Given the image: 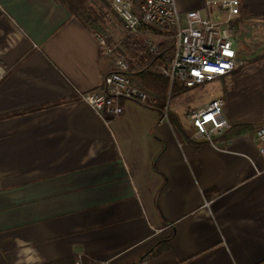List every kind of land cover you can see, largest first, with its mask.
Returning <instances> with one entry per match:
<instances>
[{
	"label": "crops",
	"instance_id": "0c3cea01",
	"mask_svg": "<svg viewBox=\"0 0 264 264\" xmlns=\"http://www.w3.org/2000/svg\"><path fill=\"white\" fill-rule=\"evenodd\" d=\"M176 1L183 14L228 19L206 6L222 0ZM240 2L258 17L233 32L235 15L228 26L254 48L240 40L249 62L216 79L222 91L213 99L223 100L231 126L211 145L193 140L189 118L210 101L170 108L163 122L156 99L153 107L126 100L122 115L99 116L79 94L101 88L118 54L103 56L97 34L56 0H0V264H75L79 255L86 263L264 264L255 136L264 123V42L243 34L263 22L264 0ZM109 32L111 45L125 34Z\"/></svg>",
	"mask_w": 264,
	"mask_h": 264
},
{
	"label": "built area",
	"instance_id": "2783aa9c",
	"mask_svg": "<svg viewBox=\"0 0 264 264\" xmlns=\"http://www.w3.org/2000/svg\"><path fill=\"white\" fill-rule=\"evenodd\" d=\"M135 0H109V7L121 21L125 34L145 35V47L152 58L148 70L163 75L170 87L194 88L211 82L244 66L233 34L228 26L230 19L239 14L240 0L208 1V8H216L228 15L225 22L203 16L200 10L180 12L176 0H143L138 9ZM103 56L118 58L114 71L108 73L98 91L80 93L99 116L117 117L123 114L122 102L135 100L153 107L155 101L132 84L127 72L130 69L126 51L119 43L109 45L98 35ZM157 59L156 61H153ZM223 100L213 99L206 106L189 114L194 132L193 140L216 145V138L230 128L223 113ZM170 107H163L161 122L168 119ZM255 136L264 157V123L257 127ZM75 264H114L110 260L92 259L86 263L79 255ZM128 264H148L147 257Z\"/></svg>",
	"mask_w": 264,
	"mask_h": 264
},
{
	"label": "trees",
	"instance_id": "16d2710c",
	"mask_svg": "<svg viewBox=\"0 0 264 264\" xmlns=\"http://www.w3.org/2000/svg\"><path fill=\"white\" fill-rule=\"evenodd\" d=\"M56 1L64 5L71 15L77 18L89 31L104 37L109 45L114 41L106 23V14H104L101 6V4H103L104 6L109 7V0ZM142 1L143 0H135V9L139 8ZM113 15L119 20L114 12ZM257 17L258 16L250 15L245 9L240 8L237 18L231 22L232 31L235 32L238 26L246 24L250 19H256ZM119 45L126 51L127 61L130 66L127 75L132 84L145 91L151 100L156 99L164 107L166 105L168 94L172 97L174 93H185L191 89L188 87H180L178 85L171 88L167 78L161 74L148 70L149 65L152 63V58L145 47L144 34H126L122 37ZM262 57H257L254 60H258ZM156 60L157 59L153 61ZM247 62L249 61L244 60V65Z\"/></svg>",
	"mask_w": 264,
	"mask_h": 264
},
{
	"label": "rangeland",
	"instance_id": "374dc122",
	"mask_svg": "<svg viewBox=\"0 0 264 264\" xmlns=\"http://www.w3.org/2000/svg\"><path fill=\"white\" fill-rule=\"evenodd\" d=\"M102 8L104 14H106L105 18L108 19L106 23L108 24L109 30L113 34V37L115 39L120 38V36L123 35V32L125 31L123 25L113 15L110 7L103 6ZM223 17H226V15L223 14ZM212 18H214L215 20L218 19L216 17ZM262 21L263 22L257 24L256 26H248L243 30V34H246V37L248 36L249 32L252 34V37L255 34H260V37L256 39L260 44L264 42V20ZM240 40L244 41L246 45H252V48H254V44L249 38H247L246 40L244 38L243 40L241 37L239 39L234 37L235 47H238L242 44ZM217 82L218 81L215 80L212 83H206L204 85L196 86L191 90L186 91L185 93H174L172 97L168 94L166 103H168L171 110H177V113H180L181 111L189 107H198L202 104L208 103L213 98H216L222 91L220 88L221 86H219Z\"/></svg>",
	"mask_w": 264,
	"mask_h": 264
}]
</instances>
